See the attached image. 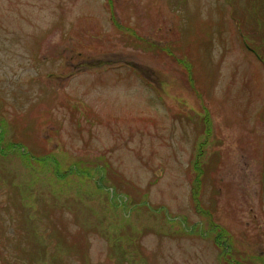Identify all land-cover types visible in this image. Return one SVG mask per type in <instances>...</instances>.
I'll return each mask as SVG.
<instances>
[{
    "label": "rangeland",
    "instance_id": "rangeland-1",
    "mask_svg": "<svg viewBox=\"0 0 264 264\" xmlns=\"http://www.w3.org/2000/svg\"><path fill=\"white\" fill-rule=\"evenodd\" d=\"M0 264H264V0H0Z\"/></svg>",
    "mask_w": 264,
    "mask_h": 264
}]
</instances>
